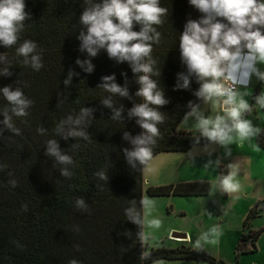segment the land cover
<instances>
[{"label":"trees","instance_id":"16d2710c","mask_svg":"<svg viewBox=\"0 0 264 264\" xmlns=\"http://www.w3.org/2000/svg\"><path fill=\"white\" fill-rule=\"evenodd\" d=\"M97 3L102 0H25L29 16L22 22L16 44L9 47L0 42V89L20 88L33 101L26 110L29 114L18 117L0 91V264H69L71 260L78 264L173 260L226 264L202 247L192 248L184 241L174 248H148L143 242L144 165L138 160L130 163L125 151H133L136 145L132 141L145 133L137 123L139 118L129 115L134 106L145 103L143 97L136 95L140 88L138 76L143 73H133L127 61L110 59L105 49H100L95 57L87 50L81 51L80 33L86 35L87 29L80 23V16L85 8ZM159 6L167 10L162 23L153 25L159 42H152L150 58L144 62L152 63L150 78L168 103L149 105L163 117V122L157 124L159 135L152 138L155 143L146 145L152 157L215 142L201 132L176 133L189 111L202 104L195 95L200 87L195 77H190L187 89H177L176 84L179 73L187 74L180 54L184 26L203 14L189 0H159ZM141 28V24L134 23V31ZM26 40L37 44L44 65L39 71L25 64V58L17 52ZM77 60L90 61L93 70L87 72L88 65L81 67ZM5 68L10 75L3 74ZM70 73L71 79L65 84ZM112 75L118 86L127 88V97L99 86L102 77ZM263 82L259 80L253 90L252 102H256L255 95ZM82 109H89V114L82 116ZM116 110H120V117L113 119ZM5 114L11 117L19 134L3 123ZM78 119L79 124L75 123ZM39 128L44 129L42 134L37 131ZM72 131H83L88 139L69 135ZM49 140H54L61 154L70 156L73 162L60 164L55 156L48 155ZM254 142L264 150V123ZM65 168L71 174L68 177L61 174ZM101 172L107 179H101ZM218 172L221 182L228 170L220 167ZM210 190L209 182L192 181L148 186L145 192L149 196H205ZM77 199L84 201L86 210L76 207ZM263 209L264 200L243 219L237 254L256 250L264 227L253 229L249 222ZM129 214L137 216L141 223H134ZM243 230L248 234H242ZM245 236L252 245L250 249H240Z\"/></svg>","mask_w":264,"mask_h":264},{"label":"clouds","instance_id":"9594fccd","mask_svg":"<svg viewBox=\"0 0 264 264\" xmlns=\"http://www.w3.org/2000/svg\"><path fill=\"white\" fill-rule=\"evenodd\" d=\"M189 3L203 15L199 20H189L181 34L180 54L182 62L187 66V74H178L176 88H189L190 77H195L200 85L195 95L205 103L219 102L223 108L224 116L217 115L215 119H211L203 118L193 107L188 115H197V127L203 136L222 145L233 141L232 132L237 134L241 142L247 140L257 135L260 129L242 119V114L251 109L247 101L238 99L233 86H248L253 74L264 80V72L256 67L257 62L264 63V32L261 31L264 28V0H189ZM25 7V0H0V42L5 46L16 44L18 33L23 28L22 22L29 16ZM166 11L159 6V0H102V3L85 8L80 16V23L87 29L86 35L83 31L80 33L81 51L87 50L90 56L95 57L100 49H105L110 59L127 61L133 73H143L138 76L140 88L136 95L143 97L145 103L134 106L129 115L139 118L137 123L145 133L132 141L136 145L133 151L125 150L130 163L138 160L146 165L151 159V149L146 145L149 142L155 143L152 138L159 135L157 124L163 122V117L149 105L162 106L168 103L163 93L157 90L156 82L150 78L152 63L144 62L146 58H150L152 42H159V33L153 25L162 23L161 17ZM134 23L142 25L140 31L133 30ZM17 52L33 70L39 71L44 67L36 42L24 41ZM77 63L81 67L86 63L87 72L93 70L90 61L77 60ZM3 74L11 73L5 68ZM71 76L72 73L64 81L65 84L69 83ZM179 80L183 83H179ZM102 81L99 86L107 92L128 96L127 88H121L114 82V75L102 77ZM0 91L13 106L12 112L16 116L25 117L29 114L26 110L32 106L33 101L27 99L20 88L13 91L8 86ZM256 99L264 107V94ZM104 103L111 106L109 100ZM81 112L82 116H86L90 110L82 109ZM119 117L120 110H116L113 119ZM68 120L71 121V117ZM227 121H231V124ZM3 123L19 134V129L13 126L11 117L7 114ZM75 123L79 124L80 119ZM37 131L42 134L44 129L39 128ZM69 135L88 139L83 131H72ZM127 137L128 134L125 133V138ZM47 154L55 156L60 164L73 162L70 156L61 154L54 140L48 141ZM61 174L66 177L71 175L66 168L61 169ZM99 175L101 179H107L102 172ZM234 177L235 174L230 173L221 181L225 192L239 189V183ZM76 207L86 210L82 199H77ZM129 218L134 223H141L137 216L129 214ZM152 226L159 227V222H152ZM212 231L215 232V229ZM69 264H78V261L71 260Z\"/></svg>","mask_w":264,"mask_h":264},{"label":"rangeland","instance_id":"374dc122","mask_svg":"<svg viewBox=\"0 0 264 264\" xmlns=\"http://www.w3.org/2000/svg\"><path fill=\"white\" fill-rule=\"evenodd\" d=\"M259 80L247 90L238 92V99L247 101L251 109L242 119L260 129L264 123V109L256 98L264 94V82L255 95L256 102L251 101ZM196 111L203 118L215 119L217 115H225L219 102L203 101L196 106ZM197 125L198 119L196 123L191 122L189 132H201ZM231 135L233 141L226 145L213 142L197 144L183 152H160L144 165L142 231L143 242L148 248L161 245L174 248L180 244L179 241H187L188 246H200L206 253L226 264H264V230L256 242L255 251L236 253L243 219L250 209L264 200V150L259 148L258 154L251 152V149H257L254 144L256 135L244 140L243 146L235 132ZM220 167L228 170L226 176L235 174L234 179L239 183L237 191L225 192L222 189L218 179ZM192 181H207L211 184V190L205 196H149L145 192L148 186ZM154 221L159 222V227L152 226ZM249 223L253 229L264 227V209L259 210L258 216ZM173 232L186 233L187 238H171ZM242 234L247 235V230H243ZM251 247L248 237L240 242V249ZM189 263L188 260H180L149 264Z\"/></svg>","mask_w":264,"mask_h":264},{"label":"crops","instance_id":"0c3cea01","mask_svg":"<svg viewBox=\"0 0 264 264\" xmlns=\"http://www.w3.org/2000/svg\"><path fill=\"white\" fill-rule=\"evenodd\" d=\"M256 67L258 68V70L260 71V72H263L264 71V63H261V62H257V64H256ZM258 77L255 75V74H253L252 75V77H251V82H250V84L248 85V86H241V85H238V87H237V89L235 90L237 93L238 92H241L242 90H247V88H249V87H251L253 84H255L257 81H258ZM202 102H203V100H202ZM196 108V107H195ZM192 110H193V108L191 109V111H189V113H191L192 112ZM197 113H198V111H196ZM188 113V114H189ZM186 115L182 120H181V122L178 124V126L176 127V133H180V132H188V131H191V130H188V129H191V127H189L190 125H191V122H193V121H195V123H196V121H197V115ZM199 115H201L200 114V112L198 113ZM252 144V143H251ZM254 144H255V142H254ZM244 145V143H243V141H242V146ZM254 146V145H253ZM255 147L258 149H251V152L252 153H256V154H258L257 152H260V149L255 145ZM190 150V149H189ZM180 242V241H179ZM183 242V241H182ZM181 243V242H180ZM184 244H186L187 245V241H184ZM173 261H180V260H173ZM188 261H190V263L189 264H199V263H197V262H195V261H192V260H188Z\"/></svg>","mask_w":264,"mask_h":264},{"label":"water","instance_id":"95a60500","mask_svg":"<svg viewBox=\"0 0 264 264\" xmlns=\"http://www.w3.org/2000/svg\"><path fill=\"white\" fill-rule=\"evenodd\" d=\"M171 238H174V239H186L187 238V234L186 233L173 232V233H171Z\"/></svg>","mask_w":264,"mask_h":264},{"label":"built area","instance_id":"2783aa9c","mask_svg":"<svg viewBox=\"0 0 264 264\" xmlns=\"http://www.w3.org/2000/svg\"><path fill=\"white\" fill-rule=\"evenodd\" d=\"M234 87V90H236L237 89V87H238V85H235V86H233Z\"/></svg>","mask_w":264,"mask_h":264}]
</instances>
